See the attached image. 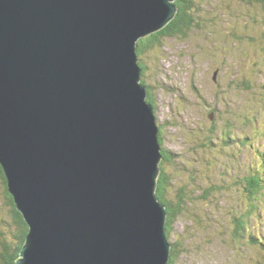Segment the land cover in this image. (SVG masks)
<instances>
[{"label":"water","instance_id":"obj_1","mask_svg":"<svg viewBox=\"0 0 264 264\" xmlns=\"http://www.w3.org/2000/svg\"><path fill=\"white\" fill-rule=\"evenodd\" d=\"M174 0H0V164L16 264H168L164 158L138 41Z\"/></svg>","mask_w":264,"mask_h":264},{"label":"rangeland","instance_id":"obj_2","mask_svg":"<svg viewBox=\"0 0 264 264\" xmlns=\"http://www.w3.org/2000/svg\"><path fill=\"white\" fill-rule=\"evenodd\" d=\"M191 1L200 27L145 56L171 154L165 167L191 198L170 235L178 242L172 264H264V246L231 233L235 182L253 166L254 149L264 152V0ZM224 137L234 150L222 156ZM4 187L0 176V206Z\"/></svg>","mask_w":264,"mask_h":264},{"label":"trees","instance_id":"obj_3","mask_svg":"<svg viewBox=\"0 0 264 264\" xmlns=\"http://www.w3.org/2000/svg\"><path fill=\"white\" fill-rule=\"evenodd\" d=\"M177 4L178 11L174 18L162 29L150 33L145 37H142L138 41V56L140 65L143 69L142 82L148 87V101L153 103L157 109L155 103V95L152 90L151 84H149L147 79V71L149 65L146 62L145 56L152 50L160 49L164 45L166 38H189L190 33L195 30L196 27H200L199 19L200 14L194 10L191 0H174ZM249 3V1L247 0ZM250 5V4H249ZM248 86V85H247ZM155 109V110H156ZM159 124V123H158ZM249 122H247V125ZM160 126V144L162 145V152L164 158L161 161L160 172L157 178V189L156 193L159 198L165 203L167 210V233L168 237L172 233L173 225L178 217L185 214V200L191 199L190 192L188 193L185 188L174 184L173 173H169L166 170L165 162L171 158L169 151L163 147L162 130L163 126ZM253 136V135H251ZM253 138V137H252ZM222 140V139H221ZM226 138H223L222 147H226V152H222L220 148V154H229L231 150V145L227 146L225 144ZM255 161L252 165H249V170L247 174L237 179L238 187V202L235 211L232 214L233 220L231 229L234 238H244L247 236L249 242L253 243L254 247L258 244L261 248L264 246V235L262 232L258 234L254 232V228H251V217L256 220V228L264 229V152L258 150L256 155V149H254ZM233 155L235 153L233 152ZM179 169V167H178ZM0 176L4 179L5 187L2 191L4 195V203L0 206V264H16V262L21 257V250L26 243L27 236L29 233V226L23 216V214L17 208L14 201L13 195L9 192L8 182L0 164ZM236 177V176H235ZM234 177V178H235ZM173 187V190L171 189ZM179 189L176 192L174 198L170 196V191ZM210 189V186H209ZM197 191L196 186L194 188V193ZM208 193H206V196ZM180 234V233H179ZM172 243L171 257L168 264H172L175 259L176 243ZM256 248V247H255ZM257 249V248H256Z\"/></svg>","mask_w":264,"mask_h":264}]
</instances>
